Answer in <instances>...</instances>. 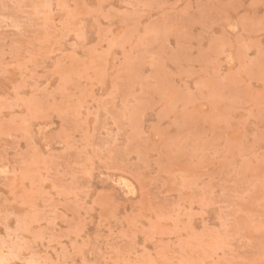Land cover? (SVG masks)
I'll return each mask as SVG.
<instances>
[{"label":"rangeland","instance_id":"1","mask_svg":"<svg viewBox=\"0 0 264 264\" xmlns=\"http://www.w3.org/2000/svg\"><path fill=\"white\" fill-rule=\"evenodd\" d=\"M0 264H264V0H0Z\"/></svg>","mask_w":264,"mask_h":264}]
</instances>
